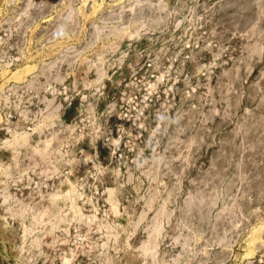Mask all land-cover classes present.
I'll return each instance as SVG.
<instances>
[{
  "label": "rangeland",
  "instance_id": "rangeland-1",
  "mask_svg": "<svg viewBox=\"0 0 264 264\" xmlns=\"http://www.w3.org/2000/svg\"><path fill=\"white\" fill-rule=\"evenodd\" d=\"M0 264H264V0H0Z\"/></svg>",
  "mask_w": 264,
  "mask_h": 264
}]
</instances>
